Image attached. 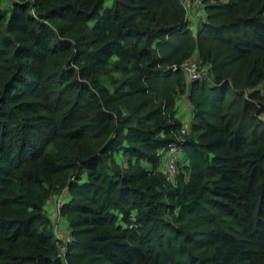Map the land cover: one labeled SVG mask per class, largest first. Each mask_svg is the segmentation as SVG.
I'll return each instance as SVG.
<instances>
[{
    "label": "trees",
    "instance_id": "1",
    "mask_svg": "<svg viewBox=\"0 0 264 264\" xmlns=\"http://www.w3.org/2000/svg\"><path fill=\"white\" fill-rule=\"evenodd\" d=\"M198 3L0 0V264H264V0Z\"/></svg>",
    "mask_w": 264,
    "mask_h": 264
},
{
    "label": "rangeland",
    "instance_id": "2",
    "mask_svg": "<svg viewBox=\"0 0 264 264\" xmlns=\"http://www.w3.org/2000/svg\"><path fill=\"white\" fill-rule=\"evenodd\" d=\"M185 6L187 7V16L190 19V26L193 31L197 28V22L200 18H203L205 15V10L203 6L197 2V0H183ZM187 82L190 81V78L186 77ZM207 88H205V92ZM228 97L232 96V92L229 91L227 93ZM192 102L190 101L187 91L181 94L177 101V115L180 117L185 123V129L188 128V123L191 120V112H192ZM171 152L166 151L161 158L162 169H167L169 166V161H171L170 156ZM181 155V152L178 154ZM61 197V195H59ZM58 201V202H57ZM60 205V199L58 197H52L49 202L46 204L47 213L51 216V219L55 222L56 218H58V222L56 225V232L59 237L63 236L66 231L67 221L64 217H58V210Z\"/></svg>",
    "mask_w": 264,
    "mask_h": 264
},
{
    "label": "built area",
    "instance_id": "3",
    "mask_svg": "<svg viewBox=\"0 0 264 264\" xmlns=\"http://www.w3.org/2000/svg\"><path fill=\"white\" fill-rule=\"evenodd\" d=\"M199 1L200 0H197V2ZM180 66L182 67L183 71L186 73L187 77L190 79H199L207 74L206 67L201 66L199 61L194 57L188 58ZM172 67L176 68L177 65H173ZM181 131L183 132L184 128H182ZM168 151L172 153V155L170 156L171 161H169V166L166 169L167 175L170 176L176 169L177 156L181 151V146L178 144H173L168 149Z\"/></svg>",
    "mask_w": 264,
    "mask_h": 264
}]
</instances>
